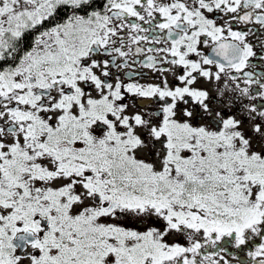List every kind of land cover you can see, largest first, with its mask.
<instances>
[{
	"label": "snow or ice",
	"instance_id": "snow-or-ice-1",
	"mask_svg": "<svg viewBox=\"0 0 264 264\" xmlns=\"http://www.w3.org/2000/svg\"><path fill=\"white\" fill-rule=\"evenodd\" d=\"M0 264H264V0H0Z\"/></svg>",
	"mask_w": 264,
	"mask_h": 264
},
{
	"label": "flooded vegetation",
	"instance_id": "flooded-vegetation-1",
	"mask_svg": "<svg viewBox=\"0 0 264 264\" xmlns=\"http://www.w3.org/2000/svg\"><path fill=\"white\" fill-rule=\"evenodd\" d=\"M228 238L226 237L222 242H221V247H224L226 250L224 252V255H228L230 259H237V258H244L245 257V253L240 252L239 250L235 249L234 245H230L227 243ZM210 251L212 249H209ZM237 251L238 252V256L237 257H233L230 255L231 251Z\"/></svg>",
	"mask_w": 264,
	"mask_h": 264
}]
</instances>
